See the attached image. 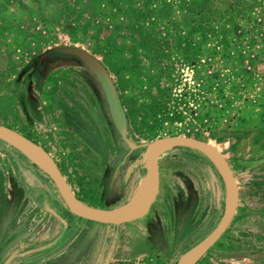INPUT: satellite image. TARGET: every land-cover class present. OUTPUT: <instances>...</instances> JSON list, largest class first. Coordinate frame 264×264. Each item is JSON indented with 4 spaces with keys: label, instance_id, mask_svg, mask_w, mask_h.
Returning <instances> with one entry per match:
<instances>
[{
    "label": "rangeland",
    "instance_id": "obj_1",
    "mask_svg": "<svg viewBox=\"0 0 264 264\" xmlns=\"http://www.w3.org/2000/svg\"><path fill=\"white\" fill-rule=\"evenodd\" d=\"M246 1V17L197 32L178 0L172 16L147 18L142 0H0V124L45 149L78 200L103 212L145 193L154 139L216 146L236 211L194 264H264V0ZM158 172L150 210L105 226L71 213L48 174L0 140V264H103L100 243L117 233L129 260L106 264H176L220 220L224 183L190 147L164 150Z\"/></svg>",
    "mask_w": 264,
    "mask_h": 264
},
{
    "label": "water",
    "instance_id": "obj_2",
    "mask_svg": "<svg viewBox=\"0 0 264 264\" xmlns=\"http://www.w3.org/2000/svg\"><path fill=\"white\" fill-rule=\"evenodd\" d=\"M0 140L26 155L39 168L44 170L68 210L79 217L104 224L119 225L142 217L154 201L159 187L158 159L160 154L170 147H190L209 157L219 171L225 190V208L216 226L197 244L187 250L176 264H194L211 245L221 236L230 223L237 205V185L231 168L219 149L205 141L187 136H164L151 141L142 154L146 167V191L136 198L131 205L121 211L103 212L83 205L71 190L51 155L40 145L17 131L0 124ZM39 158L46 164L42 167L34 160ZM217 164H219L217 166Z\"/></svg>",
    "mask_w": 264,
    "mask_h": 264
},
{
    "label": "trees",
    "instance_id": "obj_3",
    "mask_svg": "<svg viewBox=\"0 0 264 264\" xmlns=\"http://www.w3.org/2000/svg\"><path fill=\"white\" fill-rule=\"evenodd\" d=\"M114 1L118 3L120 0H107L109 3H114ZM156 1L142 0L143 7L140 9L136 8L138 17L147 18L150 15L157 14L158 11L164 16H172V0H160L163 3H161V9L150 8V5ZM178 2V10L181 12L182 20L186 23L185 20L188 19V22L193 23L190 29L197 32H203L214 18L221 19L225 14H229L233 18L246 17L252 7V4L246 0H178ZM219 4H225L224 8H220ZM140 28L142 27L140 26ZM131 29H135V27L132 26Z\"/></svg>",
    "mask_w": 264,
    "mask_h": 264
},
{
    "label": "flooded vegetation",
    "instance_id": "obj_4",
    "mask_svg": "<svg viewBox=\"0 0 264 264\" xmlns=\"http://www.w3.org/2000/svg\"><path fill=\"white\" fill-rule=\"evenodd\" d=\"M227 161V160H226ZM228 163V162H227ZM151 206H152V204H151ZM151 206L149 207V210H150V208H151ZM148 210V211H149ZM145 215V214H144ZM90 221H92V220H90ZM93 222H95V221H93ZM97 223H99V222H97ZM124 223H127V222H124ZM124 223H122V224H124ZM100 224H104V223H100ZM105 226L107 225V224H104ZM108 225H111V226H113L114 224H108ZM121 224H119V226H120ZM225 231V230H224ZM119 232H120V230H119ZM122 236V235H121ZM121 236H120V233H117V235H115V234H112V235H108V237L104 240V241H102L101 243H100V246L103 248V250L105 251V258H104V260H103V264H106V261L108 260V257L110 256V261L111 260H113L114 259V257H117L116 259H118L119 261H122V260H129V259H127V257H119L118 258V256H121V249L122 248H124V246H123V244H121L120 242H122L120 239H121ZM113 244V245H112ZM111 245H112V250H111V255L110 254H108V252H109V250H110V248H111ZM129 246H134L135 247V244L134 243H132L131 245H129ZM132 249V248H131ZM133 254H131V253H129V254H127V256L129 257H131ZM108 260V261H109Z\"/></svg>",
    "mask_w": 264,
    "mask_h": 264
},
{
    "label": "bare ground",
    "instance_id": "obj_5",
    "mask_svg": "<svg viewBox=\"0 0 264 264\" xmlns=\"http://www.w3.org/2000/svg\"><path fill=\"white\" fill-rule=\"evenodd\" d=\"M33 158H34V160L37 162V164H39L40 166H42V167H46V164L43 162V161H41L39 158H37V157H34L33 156ZM219 164H217V166H218Z\"/></svg>",
    "mask_w": 264,
    "mask_h": 264
}]
</instances>
